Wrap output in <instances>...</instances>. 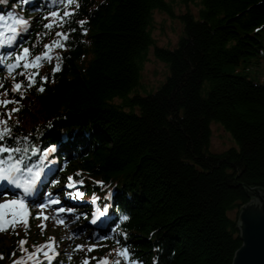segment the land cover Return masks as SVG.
<instances>
[{"label":"trees","instance_id":"1","mask_svg":"<svg viewBox=\"0 0 264 264\" xmlns=\"http://www.w3.org/2000/svg\"><path fill=\"white\" fill-rule=\"evenodd\" d=\"M6 3L0 14L29 21L21 42L33 55L56 31L69 40L51 53L61 58L59 72L55 60L27 70L48 81L37 76L35 86L13 92L26 84L25 69L2 76L0 100L12 103L0 104L7 121L0 130H11L0 145L21 148L13 155L29 166L61 169V185L83 193L74 197L78 210L90 211L93 201L106 208L137 264H232L242 245L239 210L250 188H264V82L251 72L264 68V0H201L197 15L180 16L173 48L151 34L154 12L172 13L167 0H73L54 9L43 0ZM54 10L73 15L49 31L43 25L56 20ZM153 46L169 74L150 91L142 70ZM213 121L237 146L209 150ZM77 224L93 229L83 218ZM14 239L0 234V264H11Z\"/></svg>","mask_w":264,"mask_h":264},{"label":"snow or ice","instance_id":"2","mask_svg":"<svg viewBox=\"0 0 264 264\" xmlns=\"http://www.w3.org/2000/svg\"><path fill=\"white\" fill-rule=\"evenodd\" d=\"M6 0H0V3H5ZM29 0H21V3L26 4ZM54 3L61 4L64 8H67L69 5L73 4V0H54ZM78 6V5H77ZM73 15L72 12L64 11L63 15H60L58 11H51L50 17L56 18L54 22L46 23L43 27L46 30L51 31L55 26L63 27L65 22L68 20L69 17ZM45 19H49V17H45ZM80 26L83 27L84 21H80ZM29 27V21L15 16L11 13L8 14L7 18L4 15H0V49L7 47H12L16 41L18 36L21 32H27ZM71 31H75L73 28ZM48 32H45L44 35H47ZM55 36L56 39L52 40L50 44L43 45V54L42 55H33L30 51L29 47H22L18 54H8L2 55L0 54V62H4L5 60L10 61L7 64V69L9 73L13 72L15 69L23 67L25 69L24 72L19 73L21 76L26 77V84L22 85L21 83H16L12 89L13 92H18L22 87L32 88L37 84L36 77L40 76L38 71H27L28 69H39L42 67V62L47 61L49 64L53 62V60L57 61L55 66L53 67V72H59L60 64L58 61L61 59L59 56H53L52 50L53 49H63L65 48V42L69 40V33L66 31H56ZM29 57H32L29 59ZM41 81H48V76H40ZM45 90L43 84H41L38 88V91L43 92ZM5 105L8 103H12V101H4ZM19 109H13V112L18 111ZM11 116V113L8 114ZM0 123L7 124V121H0ZM11 130L8 127H4L3 130H0V141H4L8 135H10ZM22 150L19 147H6L0 145V188L3 187V184H7L11 186L14 190H20L21 195L18 198H13L10 200H6L3 203H0V232H5L8 228H15L18 224L27 225L28 224V217L30 215V208L28 206V199L32 196L33 191L37 186V181L41 177L40 170L36 169V165L29 166L28 163H25L23 157H15L13 153H20ZM24 151H27L26 149ZM36 151V150H34ZM53 151V149L49 148L47 151L43 153L46 157L49 152ZM4 153H8L7 158L3 157ZM23 165V167L21 166ZM73 180L72 177H69V181ZM83 183L82 181L80 182ZM73 184L70 183L68 187H72ZM10 193L7 190L0 191V198L9 195ZM78 197H82L83 193L78 192ZM95 202V201H93ZM59 199L52 198V194H49V200L47 204L40 206V212L37 218H42L43 220H49L48 215H44V210L47 209L50 205L59 204ZM59 213H64L65 208H59ZM69 212L71 209L68 210ZM107 209L105 208L104 211H98L96 214V218L92 220V223H97V220L104 216ZM123 219L127 220L128 217L125 216ZM56 223L63 225L65 221L63 219H57ZM43 227V226H41ZM27 243L26 240L20 241L21 249L23 250V246ZM54 238H49V242L41 245L36 248V253H43L44 256H48L49 253L45 252L44 249L48 248L50 250L53 249ZM79 248V246H78ZM92 249L90 248L89 251ZM129 252L130 250L127 248H123L118 255L123 257L125 260L129 259ZM34 255V254H33ZM32 258V255L29 256V259ZM14 264H24L23 260H16ZM83 264H88L87 261H84ZM102 264H109L107 259L102 261ZM116 264H119L117 261ZM131 264H137V262L133 259L131 260Z\"/></svg>","mask_w":264,"mask_h":264},{"label":"rangeland","instance_id":"3","mask_svg":"<svg viewBox=\"0 0 264 264\" xmlns=\"http://www.w3.org/2000/svg\"><path fill=\"white\" fill-rule=\"evenodd\" d=\"M167 3L172 13L167 11H155L152 18L151 34L156 45L173 48L177 45L183 34V22L180 16L185 12H191L197 15L201 6V0H167ZM3 4L7 5L6 2ZM239 68L240 67L237 66L235 70H239ZM251 72L259 81L264 82V68H252ZM168 74V64L158 59L154 54V46L151 47L142 70L145 86L150 91L156 90L166 80ZM0 104H3L1 100ZM211 129L212 137L209 145L210 151L219 152L229 147L237 146L233 136L226 131L220 123L213 121ZM61 191L63 192V189ZM47 214L48 213H44V215ZM230 215L235 217L237 215V210L234 209L230 211ZM73 225L74 224H71V222L68 224L65 235H69V238L75 237L76 240L79 236L77 234V228ZM50 230L53 235H57L59 232L57 229L53 228L52 224H50Z\"/></svg>","mask_w":264,"mask_h":264},{"label":"water","instance_id":"4","mask_svg":"<svg viewBox=\"0 0 264 264\" xmlns=\"http://www.w3.org/2000/svg\"><path fill=\"white\" fill-rule=\"evenodd\" d=\"M250 201L239 210L242 245L232 264H264V188H250Z\"/></svg>","mask_w":264,"mask_h":264}]
</instances>
